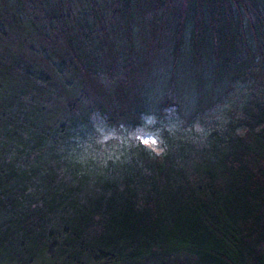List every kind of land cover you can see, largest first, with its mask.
Masks as SVG:
<instances>
[{"label": "trees", "instance_id": "1", "mask_svg": "<svg viewBox=\"0 0 264 264\" xmlns=\"http://www.w3.org/2000/svg\"><path fill=\"white\" fill-rule=\"evenodd\" d=\"M0 264H264V0H0Z\"/></svg>", "mask_w": 264, "mask_h": 264}, {"label": "rangeland", "instance_id": "2", "mask_svg": "<svg viewBox=\"0 0 264 264\" xmlns=\"http://www.w3.org/2000/svg\"><path fill=\"white\" fill-rule=\"evenodd\" d=\"M144 127H141L137 129L134 132L129 133L128 135H125L124 131L117 132L112 134L113 132H109L110 134L114 136H125L129 137L130 139H136L139 140L141 143L146 145L149 149L158 152L159 151V139H158V134L154 127H152L153 120H146L144 122ZM107 138V135L105 136ZM145 141H148V143H145ZM152 141H156V144H152Z\"/></svg>", "mask_w": 264, "mask_h": 264}, {"label": "snow or ice", "instance_id": "3", "mask_svg": "<svg viewBox=\"0 0 264 264\" xmlns=\"http://www.w3.org/2000/svg\"><path fill=\"white\" fill-rule=\"evenodd\" d=\"M145 143H148V141H145ZM151 143L152 144H156V141H152Z\"/></svg>", "mask_w": 264, "mask_h": 264}]
</instances>
